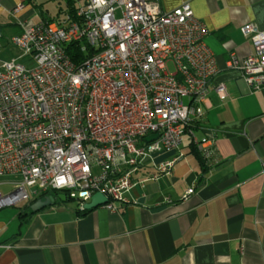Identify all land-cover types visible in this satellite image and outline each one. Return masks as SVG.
Instances as JSON below:
<instances>
[{
  "label": "built area",
  "instance_id": "1",
  "mask_svg": "<svg viewBox=\"0 0 264 264\" xmlns=\"http://www.w3.org/2000/svg\"><path fill=\"white\" fill-rule=\"evenodd\" d=\"M69 2L62 20L14 36L22 56L1 64L0 179L11 192L0 194V209L65 192L82 211L96 194L116 210L133 202L125 196L145 166L157 168L151 180L171 174L177 159L156 156L180 150L186 133L205 164L218 165L216 140L199 141L192 128L220 72L191 5L164 12L151 0ZM241 32L253 51L243 62L232 55L227 69L254 93L264 89V30L250 23ZM72 44L82 47L79 62ZM214 90L226 94L224 84Z\"/></svg>",
  "mask_w": 264,
  "mask_h": 264
},
{
  "label": "crops",
  "instance_id": "2",
  "mask_svg": "<svg viewBox=\"0 0 264 264\" xmlns=\"http://www.w3.org/2000/svg\"><path fill=\"white\" fill-rule=\"evenodd\" d=\"M151 1L164 12L188 3L209 28L205 42L220 73L203 102V120L192 128L197 140H216L220 163L208 167L186 133L180 150L156 156L157 163L177 159L171 174L151 180L157 168L145 166L125 196L133 202H116V210L102 205L84 213L73 201L33 214L32 202L5 206L0 264H264V89L250 93L242 76L227 69L232 55L243 62L252 53L241 28L254 23L264 30V0ZM70 5L1 0L0 67L14 36L41 21L62 20ZM220 84L224 95L214 90ZM6 183L0 179V194H8Z\"/></svg>",
  "mask_w": 264,
  "mask_h": 264
},
{
  "label": "water",
  "instance_id": "3",
  "mask_svg": "<svg viewBox=\"0 0 264 264\" xmlns=\"http://www.w3.org/2000/svg\"><path fill=\"white\" fill-rule=\"evenodd\" d=\"M157 139V135L150 136L148 141ZM108 199L101 194H96L89 203L84 206V210H92L106 204ZM55 204V198L53 196H46L32 203L30 209L32 212H39Z\"/></svg>",
  "mask_w": 264,
  "mask_h": 264
},
{
  "label": "trees",
  "instance_id": "4",
  "mask_svg": "<svg viewBox=\"0 0 264 264\" xmlns=\"http://www.w3.org/2000/svg\"><path fill=\"white\" fill-rule=\"evenodd\" d=\"M67 52L68 54L70 55L71 59L75 62H79L82 58H83V55H82V47L81 45L79 44H72L70 45L68 48H67ZM58 194V192H51L49 193L50 196H53L55 198V204L56 205H64V204H67L69 202H72V200L69 198V196L66 197V199H62V200H58L56 198V195ZM54 204V205H55ZM32 214L33 212L30 211ZM84 213L87 212L86 210L83 211Z\"/></svg>",
  "mask_w": 264,
  "mask_h": 264
},
{
  "label": "rangeland",
  "instance_id": "5",
  "mask_svg": "<svg viewBox=\"0 0 264 264\" xmlns=\"http://www.w3.org/2000/svg\"><path fill=\"white\" fill-rule=\"evenodd\" d=\"M67 1L68 0H61V2H62V6H66V4H67ZM12 52L11 53H8L9 54V56L10 57H6L7 58V60L8 61H11L12 60V58H15L18 54H20L21 52L17 49V48H15V47H13L12 48ZM3 55L5 56V54L3 53ZM2 55V56H3ZM6 58H3V60H5ZM23 63H29L28 62V59H25V60H21ZM32 64L30 63L29 64V66H31ZM185 102L187 103L188 102V99L186 98L185 99ZM184 139H188L186 136L184 137ZM6 188H3V190H2V188H1V190L3 191V192H7L8 191V193H10L11 192V187L10 186H5ZM68 196V194L67 193H65V192H60V193H58L57 195H56V198L58 199V200H64V199H66V197Z\"/></svg>",
  "mask_w": 264,
  "mask_h": 264
}]
</instances>
